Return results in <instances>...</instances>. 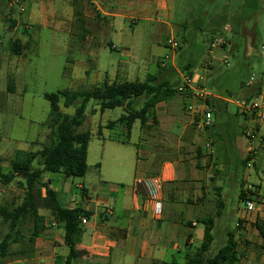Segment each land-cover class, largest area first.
Here are the masks:
<instances>
[{"label":"crops","instance_id":"1","mask_svg":"<svg viewBox=\"0 0 264 264\" xmlns=\"http://www.w3.org/2000/svg\"><path fill=\"white\" fill-rule=\"evenodd\" d=\"M24 1V10L12 9L20 14L27 31L53 29L55 34H65V51L74 50L80 58L88 55V69L84 60H74L70 68L74 86L84 82V74L88 81L93 76L92 81L99 83L96 70L104 66L107 48L119 52L121 61L112 74L106 72L104 82L145 81L165 65L173 66L180 80L186 75L176 65V50L168 45L170 38L182 43L184 37L182 26L172 21L174 0H103L98 10L90 6L80 10L81 18L88 19L83 32L76 26L74 0ZM154 44L167 49L165 57L153 52ZM221 58L218 54L206 59L214 64ZM24 61L18 58L10 63L13 74H21ZM201 71L199 65L193 73ZM251 77L253 80L247 82L239 99L210 91L208 101L222 103L217 109L207 103L214 123L205 133L196 131L179 95L158 104L154 115L157 123L152 116L148 128L142 129L137 155L129 164L128 173L124 174L121 168L116 175L105 173L99 162V168H89L78 183L61 174L56 182L44 176L66 208H82L90 214L88 222L80 224L75 244L78 254L70 264H184L202 244L204 221L210 216L215 218L214 243H226L232 231L238 264H264V235L260 230H264V142L254 144V164L244 167L243 161L253 144L244 134L252 121L241 114L238 106L239 100L249 101L264 90V71L259 75L253 72ZM231 104L237 107L235 114L229 111ZM115 128L127 133L119 125L112 130ZM258 130L264 138V122ZM110 139L122 140L116 136ZM103 140L106 152L107 141L104 137ZM34 141L30 143L32 147ZM140 178H158L162 182L158 198H150L146 187L137 184ZM250 187L255 192L257 210L246 216L242 205L230 206L228 200L236 196L241 202L240 194L247 195ZM220 210L222 214L217 217ZM65 234L63 224L48 217L46 230L36 240L34 257L4 264H69L71 248L65 243Z\"/></svg>","mask_w":264,"mask_h":264},{"label":"rangeland","instance_id":"2","mask_svg":"<svg viewBox=\"0 0 264 264\" xmlns=\"http://www.w3.org/2000/svg\"><path fill=\"white\" fill-rule=\"evenodd\" d=\"M20 1L25 5L24 0ZM10 2L11 0H0V157L5 159L3 167L6 172L10 169V160L16 151H37L42 149L43 143H48L49 129L45 123L49 119L51 106L45 94L57 93L63 89H90L101 85L104 83L106 72L112 74L114 67L121 61L119 52L107 48L103 56L104 66L96 70L99 83L92 81L93 76L88 81V77L84 74V82L74 86L69 73L70 68L75 64L74 60L78 63L84 60L88 69V55L80 58L74 50L65 51L63 49L65 34L58 35L59 32L55 34L53 29L39 31L35 28L27 31L25 25L20 22V14L10 8ZM13 8L19 10L18 5ZM78 8L88 9V5L81 0L78 2ZM220 17L228 18L225 20V26H230L231 32L226 33L225 26L219 29L217 23ZM25 19L23 17V20ZM235 20L242 22L241 32L236 36L233 35ZM172 21L181 25L184 30L185 44L182 40L180 47L183 48L185 56L194 59L197 66L200 65L201 72L206 78L208 72L201 63L208 57V49L213 39L227 34L226 48L221 49L220 54L228 57L229 65L221 60H216L217 63L213 65L216 70L224 67L222 75L225 74L224 80L227 79L228 88L233 92L234 99L242 96L240 84L249 73L254 72L259 75L264 71V59L260 53V44L264 42V0H174ZM84 25L88 26V19L84 20L80 16L76 26L83 32ZM127 30L132 32L131 27H127ZM134 32L138 36L137 28ZM85 35L87 36L88 33ZM15 40L29 43L22 56H15L11 50V42ZM152 48L153 52L161 57H165L168 53L166 48L156 44L152 45ZM179 50L178 47L176 65L183 61L178 55ZM17 57L25 60L21 74L18 76L12 73L13 67L10 65L18 59ZM80 70L82 71V68ZM223 89L226 94L227 88L223 87ZM60 106L65 113L74 115L75 106L66 108L64 100L60 101ZM95 108H97L96 102L91 101L87 106L86 121L78 129L80 132L92 133L88 152L89 168L91 170L95 167L99 168L97 163L102 162L105 173L111 172L116 175L120 168L124 174L128 173L129 164L136 158L142 137L140 122L135 123L130 135L122 133L120 128L114 130L104 128L103 136H99V125L118 119L123 114V110L116 108L107 110L104 114H93L92 110ZM229 111L235 114L237 107L231 104ZM234 123L237 124L236 121ZM110 136L122 138L121 141L125 142L111 140ZM103 137L107 141L106 152L103 147ZM32 141H34L33 147L30 145ZM118 163H121L122 167H116ZM59 176L61 175L50 172L45 174V178H51L54 182ZM72 180L74 183L80 181L79 178ZM23 197L24 191L17 185V180L10 186L0 184V205L5 202L12 206L20 204ZM228 201L230 206L240 204L244 207V202H240L236 196L230 197ZM42 213L48 214L44 210ZM6 232L7 227H3L1 235Z\"/></svg>","mask_w":264,"mask_h":264},{"label":"trees","instance_id":"3","mask_svg":"<svg viewBox=\"0 0 264 264\" xmlns=\"http://www.w3.org/2000/svg\"><path fill=\"white\" fill-rule=\"evenodd\" d=\"M79 1L81 0H74L75 13L78 18L81 16L78 8ZM226 19L228 18H219L217 23L219 29L224 28ZM233 24V35L236 36L241 32L242 22L235 20ZM183 42L185 44V37H183ZM27 47L29 43L22 45L20 40L11 42V50L15 55H21ZM179 49L183 61L179 62L178 67L181 72L192 76L197 63L191 57L185 56L183 48L179 46ZM201 64L206 65L207 86L210 91L215 90L216 93L232 97L233 92L228 88V81L224 80L225 74L222 75L224 67L216 70L207 59ZM251 76L252 73H249L246 79L241 81V89L246 86ZM181 82L175 68L165 65L161 66L156 74H149L145 81L104 82L90 89H63L57 93L45 94L51 106L49 119L45 123L49 129L48 143H44L42 149L37 151H16L10 160V169L7 172L3 167L5 160L0 157V184L10 186L17 180V185L24 191L20 204L12 206L5 202L0 205V264L8 260L33 258L36 251V240L46 230L48 217L64 226L65 243L71 248L68 263L70 264L77 256L78 251L75 244L80 234L82 223L80 218L84 216L88 219L90 214L82 208H66L60 201L58 193L51 188V182L45 181L44 176L48 172L71 178H84L87 175L89 171L88 149L92 133L90 131L80 132L78 129L86 121L88 104L91 101L96 102L97 108L92 110L93 114L104 113L116 108L123 110V114L117 120L109 121L105 126L99 127V136H102L104 128L113 129L118 125L127 132V135H130L137 121L140 122L142 129L148 128V122L152 116L153 122L157 123L154 116L157 105L179 95L178 87ZM223 87L227 88L226 94H224ZM61 100H64L66 108L75 106L74 115L62 110ZM207 103L217 109L222 102L217 101L214 104L212 100ZM249 160L248 153L243 161L244 167L248 166ZM253 196H255L254 193ZM246 198V193L242 192L241 201L244 202ZM43 210L47 211L48 215L42 213ZM221 214L220 210L217 217ZM204 224V240L200 247L187 257L184 264H238L235 233L229 232L226 243L220 246L214 243L215 218L210 216ZM3 227H7V232L1 235ZM260 230L264 235V230L262 228ZM165 264L179 263L174 261Z\"/></svg>","mask_w":264,"mask_h":264},{"label":"built area","instance_id":"4","mask_svg":"<svg viewBox=\"0 0 264 264\" xmlns=\"http://www.w3.org/2000/svg\"><path fill=\"white\" fill-rule=\"evenodd\" d=\"M88 6L95 9H99L103 0H82ZM18 5L21 10H24V4L20 0H11L10 8ZM230 26H225V32H231ZM168 45L172 50H177L181 43L175 39L170 38L168 40ZM227 45V34L225 36L216 37L213 39L210 48L208 49V57L215 58L221 53V49H225ZM260 53L264 59V42L260 46ZM221 61L229 65V59L225 55L222 56ZM205 67V66H204ZM253 80V78H252ZM181 85L178 87L179 96L183 100V109L187 116L192 120L194 127L197 132L205 133L208 129L213 126L214 117L212 110L210 109L207 101L209 97L212 96L210 89L207 86L206 77L202 73H193L192 76L184 75L181 80ZM238 106L241 114L244 117H249L252 121V125L247 127L245 130V136L251 141L252 147L249 151V163L248 166L252 167L254 160L256 158L257 149L254 144H262L264 138L261 136L258 126L264 122V90L259 96L251 100H239ZM207 147L212 152L211 144L208 143ZM138 185H143L146 187L150 198H158L160 192L162 191V182L158 178L149 179H138ZM252 187L249 188L247 193V198L244 201V209L246 216H250L257 210V203L255 196H253ZM81 222L86 224L88 219L84 216L81 218Z\"/></svg>","mask_w":264,"mask_h":264}]
</instances>
